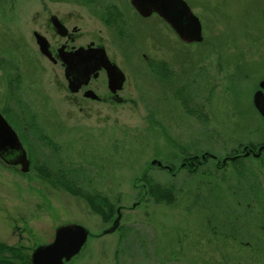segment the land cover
Instances as JSON below:
<instances>
[{"label":"rangeland","instance_id":"374dc122","mask_svg":"<svg viewBox=\"0 0 264 264\" xmlns=\"http://www.w3.org/2000/svg\"><path fill=\"white\" fill-rule=\"evenodd\" d=\"M103 1L123 11L126 40L103 25L95 4L0 0V60L8 77L20 80L11 90L18 98L6 99L0 68V111L7 105L15 119L16 101H23L37 114L61 145L60 159L82 166L92 185L121 206L124 235L120 241L121 230L105 233L111 222L35 171L0 161V245L18 256L0 254L28 264L34 247L50 242L59 224L73 222L89 235L64 264H264V153L242 159L238 171L232 163L219 169L209 157L195 172L181 167L187 155L208 151L221 161L239 143L264 141V118L251 101L264 78V0H185L201 22L199 44L182 42L155 14L140 17L130 0ZM52 15L75 33V46L91 40L104 46L125 74L124 101H82L68 92L60 66L40 53L33 36L38 31L54 46L63 40ZM148 59L170 64L171 78L153 74ZM184 84L206 121L183 111L175 91ZM54 158L50 149H37V161ZM153 159L174 172L151 165ZM145 171L173 187L174 203H156L145 193L139 180Z\"/></svg>","mask_w":264,"mask_h":264},{"label":"water","instance_id":"95a60500","mask_svg":"<svg viewBox=\"0 0 264 264\" xmlns=\"http://www.w3.org/2000/svg\"><path fill=\"white\" fill-rule=\"evenodd\" d=\"M130 3L143 17L157 14L174 30L182 42L200 43L203 41L201 22L185 0H130ZM51 22L58 32L63 33L66 30L64 24L55 15L51 16ZM33 36L39 51L48 58H52L48 39L38 31H33ZM61 58L64 64H66V76H68L70 71L78 68H84V73L88 75L91 71H96L103 67L107 72L108 87L110 90L115 92L123 86L126 78L125 74L116 63L108 58L103 46L78 47L75 51L68 53V55L61 54ZM80 84L78 81L69 79L67 85L71 92H76ZM263 89L264 80H261L259 89L253 95V104L262 117H264ZM85 94L92 98L96 97V94L91 91ZM260 148H258L257 153H253L254 157L259 156ZM248 154V151L245 152V155ZM209 155L216 157L212 154ZM201 157H205V154H202ZM0 158L6 165L18 166L22 173H27L30 170V159L27 151L18 133L1 111ZM227 158L232 159L233 157L223 158L222 163H225ZM150 164L156 165L159 168L171 169L169 165L162 163L158 159H153ZM121 216V206L118 205L116 208V216L104 232L109 233L117 230L120 225ZM88 235L89 231L80 224L73 222L59 224L55 228L54 237L50 242L38 244L32 249L28 258V264H64L80 252L87 241Z\"/></svg>","mask_w":264,"mask_h":264},{"label":"trees","instance_id":"16d2710c","mask_svg":"<svg viewBox=\"0 0 264 264\" xmlns=\"http://www.w3.org/2000/svg\"><path fill=\"white\" fill-rule=\"evenodd\" d=\"M85 4H95L97 5L96 14L97 16L108 26H112L113 22H117L116 20L119 19V25L115 27L118 28V33L123 35L122 28L123 24L121 23V17L118 8L112 2H105L100 0H82ZM4 61L0 60V68L3 69L4 74L6 76V80L8 82V93L6 99L8 97H13L14 99L18 98L17 95L11 92L13 88V82L15 87L19 86V77H13L12 79L8 77L9 72L7 71L6 66L3 64ZM150 70L158 75L163 80L170 79L172 75V68L170 64L166 61H158L149 63ZM14 70L17 69L16 66L13 65ZM189 86L181 85L176 88L175 95L178 98L180 105L187 114L194 115L199 120L206 121L208 118L207 112L203 109V106L195 101H191V92ZM19 109L20 115L15 117L14 113L11 112L7 105L2 108L1 112L9 116L10 120L13 121L16 126L19 128V136L22 142L26 146L27 154L30 159V170L35 171L36 174L48 180L47 182L50 183L53 187L63 189L64 191L68 192L69 194L80 198L83 200L89 210L97 214L101 217L103 222L109 223L113 220L116 216V208L117 204L112 200L108 195L103 193L102 191L98 190L92 185V178L88 177L85 173L86 170L80 165H74L70 163V161L65 162L60 159L61 153V145L50 136L44 127L40 124L38 120L37 114L31 112L30 109L26 106L23 101H16ZM31 139L35 140L36 142L33 144ZM47 148L52 151L54 154V162L51 164L49 161L42 160L37 161L36 159V152L37 149L40 148ZM186 168L189 171L195 172L197 167H192L191 164L187 163ZM237 171L240 170L236 164L233 165ZM12 167V166H8ZM184 168V166H181ZM240 172V171H239ZM242 173V172H241ZM142 186L145 190V193L150 196L154 202L156 203H166L172 204L176 199L175 191L172 186L162 184L152 176H150L147 171L143 173L141 179ZM117 230H121V237L120 241L123 237L124 227L123 225H119ZM120 241L118 244H120ZM13 247H9L7 245H0V253L3 252H10L11 255L18 254L14 252L12 249ZM117 252V250L115 251ZM116 255V253H115ZM13 256V257H14ZM0 264H11L2 257L0 254Z\"/></svg>","mask_w":264,"mask_h":264},{"label":"flooded vegetation","instance_id":"af4514ba","mask_svg":"<svg viewBox=\"0 0 264 264\" xmlns=\"http://www.w3.org/2000/svg\"><path fill=\"white\" fill-rule=\"evenodd\" d=\"M116 7L119 10L120 17H121V23L123 24V28H122L123 35H120L117 32L118 31V28L115 27L116 25H119V19L116 20L117 22H113L112 23V26H108L107 24H105L97 16V14H96V16L98 17V19L101 20V22L103 23V25L106 26L111 32H113L117 36L125 39V37L128 36V34H129V23H128L127 19H125L126 17L124 15L123 11L120 9V7L117 4H116ZM133 9H134V7H133ZM135 12L140 17L146 18V17L141 16L136 10H135ZM152 15H154V14H152ZM152 15H150V16H152ZM155 15L158 16L157 14H155ZM49 21H50V25H51V27H52L55 35L59 36L63 40L60 41L59 43H56L55 46L54 45H51L50 41L48 40L49 41V44H50L49 45V48H50V52H51L52 58H48L47 56H45L41 52L40 53L42 55H44V57H46L53 64H58L60 66V69L62 70V72L64 74L63 77H64V80H65L66 89L68 90V92H70V93H72L74 95H80L81 98H82V101H86V100H91V101H124L125 99H124V97H123V95L121 93L123 91L122 90L123 89V86H122L121 89L116 90L115 92L112 91V90H110V88L108 87V76H107V72H106V70L103 67L99 68L96 71H91L90 74H88L89 76L87 75V73H84V68L83 69H81V68L74 69V70H72V71L69 72L68 76H66V64H64V62L62 60L61 54L68 55V53L75 51V49L78 48V47L87 48L88 46L89 47H97V46H103V45L102 44H99V43H95V41L91 40L90 42H88V43H86L84 45H81L80 44V45L75 46V43H74V41L76 39L75 33H73L72 31H70L65 26V24L63 22L62 23L64 24L66 30L63 31V33H60V32H58L54 28L53 23L51 22V16L49 17ZM163 22L166 23L165 21H163ZM167 26H169V25L167 24ZM172 31L174 32L173 29H172ZM108 58H109V56H108ZM110 60L112 62H114L112 59H110ZM149 61L151 62L152 60H149ZM153 62H155V61H153ZM153 74H155V73H153ZM69 79L70 80H75V81H78L79 83H81L79 89L76 92H71L68 89V85L67 84H68V80ZM261 80H264V78L261 77L259 79V81L257 82L258 83V85H257L258 87L255 86V88L253 89V91L251 93V101H253V95H254L255 91L259 89V83H260ZM123 85H124V83H123ZM184 85L188 86L187 84H184ZM88 91H91L92 93L96 94V97L95 98H92L91 96H88V95L86 96L85 93L88 92ZM189 93L192 95L191 92H189ZM263 93H264V89H263ZM194 99H195V97L192 96L191 101L192 100L193 101H196ZM252 104H253V102H252ZM253 107L259 113V111L255 108L254 105H253ZM259 115H260V113H259ZM260 147H262V148H260ZM258 148H260V151H259L260 154H259L258 157H255V158H259L262 155V153H264V141L263 142H257V143H254V142L249 141V142H245V143L244 142L243 143H239L238 146H237V149L235 148L231 153H229L228 155H225L223 158L233 157L232 159L227 158V160L225 161V163H222V160L220 161L218 159V156L216 154L211 153V152H208V151H204L200 155L197 154V153L191 154V155H187L186 157H184V160L181 162V165L184 166V167H186L185 165L187 163H189V164L192 165V167L196 168V167L200 166L202 163H204V161L206 160V158L209 157V158H212L213 160H215V166L217 168H219V169H221V167L222 168L225 167L227 163H232V165L236 164L238 166V164L241 162L242 159H245V158H248L250 156H253V153H257L258 150H259ZM247 151L249 152V154L248 155H245V152H247ZM202 154H205V157L202 158L201 157ZM209 154L215 155L216 157H211ZM0 160L2 161L1 158H0ZM3 163H4V161H3ZM167 165H169L171 167V169L169 171H173L172 165H170V164H167ZM188 169H190V167H188ZM260 203L261 204H264V202H261V201H260Z\"/></svg>","mask_w":264,"mask_h":264}]
</instances>
